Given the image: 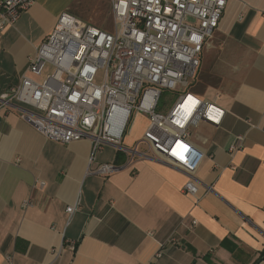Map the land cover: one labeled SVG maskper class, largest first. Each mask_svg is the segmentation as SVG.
<instances>
[{"label": "crops", "instance_id": "0c3cea01", "mask_svg": "<svg viewBox=\"0 0 264 264\" xmlns=\"http://www.w3.org/2000/svg\"><path fill=\"white\" fill-rule=\"evenodd\" d=\"M63 11L113 30L110 0H35L0 30V97L21 82ZM194 87L220 92L227 110L220 126L191 129L204 152L197 196L182 191L186 171L165 159L91 172L127 155L108 143L90 161V139L50 140L0 103V264H264V0H228ZM134 117L125 146L149 126L146 114ZM238 135L243 146L231 151Z\"/></svg>", "mask_w": 264, "mask_h": 264}, {"label": "built area", "instance_id": "2783aa9c", "mask_svg": "<svg viewBox=\"0 0 264 264\" xmlns=\"http://www.w3.org/2000/svg\"><path fill=\"white\" fill-rule=\"evenodd\" d=\"M34 1L0 0V30L14 25ZM110 1L112 31L63 11L30 57L21 82L3 93L0 103L14 106L50 140L90 139V161L108 143L127 155L123 163L104 162L91 172L110 174L136 157L165 159L186 171L182 191L197 196L195 171L204 152L189 140L191 129L201 122L220 126L227 110L219 103L220 92L208 97L195 89V77L228 0ZM100 71L104 80L97 83ZM164 88L179 92L167 111L159 109ZM137 113L147 115L149 126L134 146H125ZM244 140L238 135L231 151ZM79 208L78 198L66 208L69 218Z\"/></svg>", "mask_w": 264, "mask_h": 264}, {"label": "rangeland", "instance_id": "374dc122", "mask_svg": "<svg viewBox=\"0 0 264 264\" xmlns=\"http://www.w3.org/2000/svg\"><path fill=\"white\" fill-rule=\"evenodd\" d=\"M199 70H200V67L198 69V73H199ZM198 73H197V75L195 77V82H196ZM103 80H104V73L102 71H100L99 74L96 77V82L97 83H102ZM178 94H179L178 91L171 90V89H168V88H164L162 90V97H161V100H160L159 109L162 110V111H167L174 104V102L176 101V99L178 97ZM135 118L136 117H134V119ZM134 119L131 121V124L134 121ZM131 124H129L127 132L129 131Z\"/></svg>", "mask_w": 264, "mask_h": 264}, {"label": "trees", "instance_id": "16d2710c", "mask_svg": "<svg viewBox=\"0 0 264 264\" xmlns=\"http://www.w3.org/2000/svg\"><path fill=\"white\" fill-rule=\"evenodd\" d=\"M263 257H264V251L262 252L261 257L259 258V260H261V258H263Z\"/></svg>", "mask_w": 264, "mask_h": 264}]
</instances>
